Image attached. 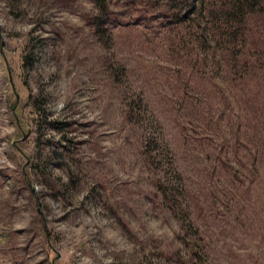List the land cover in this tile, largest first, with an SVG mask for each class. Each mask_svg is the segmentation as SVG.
I'll return each mask as SVG.
<instances>
[{
  "label": "rangeland",
  "instance_id": "1",
  "mask_svg": "<svg viewBox=\"0 0 264 264\" xmlns=\"http://www.w3.org/2000/svg\"><path fill=\"white\" fill-rule=\"evenodd\" d=\"M199 1L0 0V264H264V4L232 81Z\"/></svg>",
  "mask_w": 264,
  "mask_h": 264
},
{
  "label": "trees",
  "instance_id": "2",
  "mask_svg": "<svg viewBox=\"0 0 264 264\" xmlns=\"http://www.w3.org/2000/svg\"><path fill=\"white\" fill-rule=\"evenodd\" d=\"M263 4L264 0H200L196 6H192V13L196 15V27L199 30V38L214 44L212 46L214 48V62L216 65L220 61L225 63L229 72L226 77L232 81H236L243 76L242 70L246 66L245 61H242L241 54H237L242 42L245 40V23L248 16L258 11V9L260 10ZM98 6L105 7L103 0H98ZM216 51L224 54L218 55ZM134 110L135 106L129 103L127 105V118L130 122L138 124L136 119L138 117L135 116ZM154 149L152 139L145 137L143 153L151 163L157 159ZM226 157H228V154H226ZM232 173L235 174L236 171L233 170ZM177 183H179V187ZM158 189L163 197L168 200V203L173 202L170 206L173 212L174 210L183 212L179 201V196L182 195L183 189L177 173L176 175L169 174L166 171L164 173V182L158 184ZM210 189L212 193H216V186H211ZM228 193L234 194L236 192L230 190ZM181 229L186 231L187 227L182 225ZM197 231L195 229V232ZM206 260L202 261L203 264H208Z\"/></svg>",
  "mask_w": 264,
  "mask_h": 264
}]
</instances>
